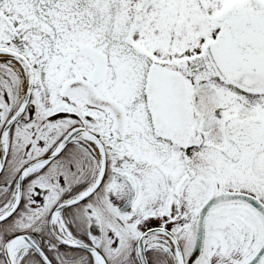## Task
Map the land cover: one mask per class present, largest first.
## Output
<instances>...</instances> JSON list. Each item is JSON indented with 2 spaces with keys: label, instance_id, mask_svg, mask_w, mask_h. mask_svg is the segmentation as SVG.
Returning <instances> with one entry per match:
<instances>
[{
  "label": "snow or ice",
  "instance_id": "snow-or-ice-1",
  "mask_svg": "<svg viewBox=\"0 0 264 264\" xmlns=\"http://www.w3.org/2000/svg\"><path fill=\"white\" fill-rule=\"evenodd\" d=\"M0 264H264V0H0Z\"/></svg>",
  "mask_w": 264,
  "mask_h": 264
}]
</instances>
